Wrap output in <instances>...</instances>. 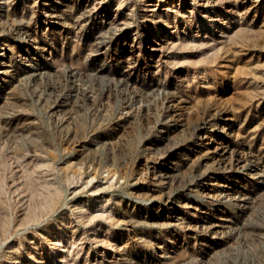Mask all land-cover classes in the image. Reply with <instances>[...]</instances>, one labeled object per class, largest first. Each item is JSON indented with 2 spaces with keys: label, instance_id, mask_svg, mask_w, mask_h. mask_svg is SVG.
Segmentation results:
<instances>
[{
  "label": "rangeland",
  "instance_id": "1",
  "mask_svg": "<svg viewBox=\"0 0 264 264\" xmlns=\"http://www.w3.org/2000/svg\"><path fill=\"white\" fill-rule=\"evenodd\" d=\"M0 264H264V0H0Z\"/></svg>",
  "mask_w": 264,
  "mask_h": 264
}]
</instances>
